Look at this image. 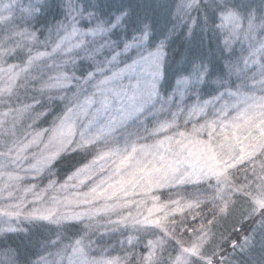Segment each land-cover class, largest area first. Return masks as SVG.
Instances as JSON below:
<instances>
[{"label": "snow or ice", "instance_id": "snow-or-ice-1", "mask_svg": "<svg viewBox=\"0 0 264 264\" xmlns=\"http://www.w3.org/2000/svg\"><path fill=\"white\" fill-rule=\"evenodd\" d=\"M0 264H264V0H0Z\"/></svg>", "mask_w": 264, "mask_h": 264}]
</instances>
